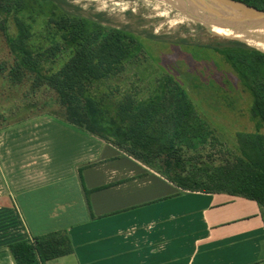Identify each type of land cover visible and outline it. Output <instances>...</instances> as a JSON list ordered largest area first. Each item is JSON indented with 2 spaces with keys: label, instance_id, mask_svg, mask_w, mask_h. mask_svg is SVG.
I'll return each mask as SVG.
<instances>
[{
  "label": "crops",
  "instance_id": "0c3cea01",
  "mask_svg": "<svg viewBox=\"0 0 264 264\" xmlns=\"http://www.w3.org/2000/svg\"><path fill=\"white\" fill-rule=\"evenodd\" d=\"M12 114L0 122V264H15L11 244L57 232L72 251L46 264H264L256 202L183 191L45 110Z\"/></svg>",
  "mask_w": 264,
  "mask_h": 264
},
{
  "label": "trees",
  "instance_id": "16d2710c",
  "mask_svg": "<svg viewBox=\"0 0 264 264\" xmlns=\"http://www.w3.org/2000/svg\"><path fill=\"white\" fill-rule=\"evenodd\" d=\"M237 1L264 10V0ZM69 8L68 0H0V33L14 58L11 68L0 66V75L9 70L15 88L29 84V91L36 94L51 90L59 107L46 112L112 144L183 191L227 193L252 200L264 211V53L233 39L202 46L224 53L246 83L251 73L256 75L247 85L258 128L237 133L235 151L204 154L220 141L187 90L171 75L165 76L149 100L124 95L113 117L103 105L107 92L102 84L143 53L145 39L168 41L155 34L110 27ZM11 19L15 35L10 32ZM175 43L189 46L185 39ZM63 53L68 58L54 71ZM5 114L0 111V122ZM213 156L221 157V162L216 163L218 158ZM9 249L15 264H46L69 254L72 246L66 234L57 232L15 242Z\"/></svg>",
  "mask_w": 264,
  "mask_h": 264
},
{
  "label": "rangeland",
  "instance_id": "374dc122",
  "mask_svg": "<svg viewBox=\"0 0 264 264\" xmlns=\"http://www.w3.org/2000/svg\"><path fill=\"white\" fill-rule=\"evenodd\" d=\"M68 2L71 11L88 18L99 19L107 26L128 29L143 35L155 34L168 41L160 43L145 39L143 53L128 64L121 74L102 84V88L107 92L103 94L106 102L103 105L110 117H113L115 105L124 95L132 93L139 101L149 100L156 94L159 83L164 82L165 76L171 75L187 90L220 141L215 147H208L204 154L207 152L216 154L226 149L235 151L238 146L237 133H252L258 130L257 121L251 114L253 96L247 85L251 84L256 75L251 73L248 76L250 80L246 83V78L224 53L202 46L233 39L264 53V50L258 47V44L264 45V28L243 34V37L211 33L208 26L188 18L173 0H68ZM9 28L12 34L17 33L12 19ZM179 39L187 40L189 46L176 44L175 41ZM67 58L66 53L61 54L53 65L54 71H57ZM13 60L0 33V66L11 68ZM49 66L51 64L46 63V67ZM30 81L31 79H27L28 83ZM28 86L29 84L12 87L9 70L1 74L0 111L12 114L13 110H16L14 115H24V112H40L44 109L58 110L57 96L51 90H41L36 94L32 90L29 91ZM34 102L37 104L33 105ZM262 131L264 132L263 129ZM216 157L213 156V159ZM220 159L221 157L216 159V163H220ZM205 160L211 162L206 156Z\"/></svg>",
  "mask_w": 264,
  "mask_h": 264
},
{
  "label": "water",
  "instance_id": "95a60500",
  "mask_svg": "<svg viewBox=\"0 0 264 264\" xmlns=\"http://www.w3.org/2000/svg\"><path fill=\"white\" fill-rule=\"evenodd\" d=\"M190 19L209 27L247 34L264 27V10L237 0H173Z\"/></svg>",
  "mask_w": 264,
  "mask_h": 264
},
{
  "label": "bare ground",
  "instance_id": "6f19581e",
  "mask_svg": "<svg viewBox=\"0 0 264 264\" xmlns=\"http://www.w3.org/2000/svg\"><path fill=\"white\" fill-rule=\"evenodd\" d=\"M153 2V1H152ZM163 6V5H162ZM179 12V11H178ZM197 22V21H196ZM198 23V22H197ZM264 28V27H263ZM214 33L218 35H223V36H238V37H243V34H235L234 32L230 30H224L222 28L215 27L213 28ZM208 31V30H207ZM211 34V33H210ZM228 38V37H227ZM231 38V37H230ZM258 47L262 50H264V45L263 44H258Z\"/></svg>",
  "mask_w": 264,
  "mask_h": 264
}]
</instances>
